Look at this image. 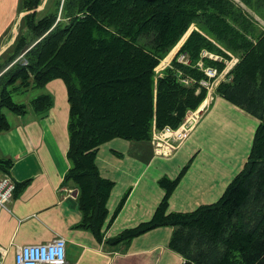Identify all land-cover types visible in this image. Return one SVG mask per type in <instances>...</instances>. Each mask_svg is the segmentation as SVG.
<instances>
[{
    "label": "trees",
    "instance_id": "16d2710c",
    "mask_svg": "<svg viewBox=\"0 0 264 264\" xmlns=\"http://www.w3.org/2000/svg\"><path fill=\"white\" fill-rule=\"evenodd\" d=\"M42 2L20 0V9L28 13L11 51L0 56V132L10 128L4 108L27 112V104L13 99L14 91L44 87L55 78L65 81L72 165L64 182L79 190L80 226L101 242L114 181L100 174L99 146L116 137L151 140L154 128H178L207 97V88L199 84L207 75L198 63L221 71L236 57L230 80L221 81L216 94L260 120L244 168L219 200L188 212L168 207L189 163L177 177L163 176L159 184L165 194L152 218L107 242L128 245L170 226L169 247L182 255L183 264H264V27L242 5L264 20V0H55L39 15ZM193 25L171 63L157 72ZM23 52L29 63H13ZM182 53L188 63L179 61ZM52 103V96L42 93L31 107L45 116ZM13 164L12 158L0 157V174L10 173Z\"/></svg>",
    "mask_w": 264,
    "mask_h": 264
},
{
    "label": "crops",
    "instance_id": "0c3cea01",
    "mask_svg": "<svg viewBox=\"0 0 264 264\" xmlns=\"http://www.w3.org/2000/svg\"><path fill=\"white\" fill-rule=\"evenodd\" d=\"M48 1L37 8L39 15ZM26 13L20 9V0H0V56L11 51ZM179 47L166 58L174 56ZM215 91H207L201 120L169 155L157 154L153 139L116 137L99 146L95 162L100 174L114 181L101 242L90 229L80 226L83 214L79 190L73 183L64 182L72 165L68 157L70 102L65 81L52 79L35 93L53 98L45 116L31 107L33 98L25 101L26 113H5L10 128L0 132V157H10L14 164L10 173L0 177L8 175L16 188L8 208L0 205V264H16L19 246L47 242L56 236L66 239V264H183L182 255L169 247L170 226L152 229L128 245H110L107 240L150 220L165 194L159 179L177 177L185 164L189 167L169 198L170 212L193 211L216 202L244 168L260 120ZM214 130H219L222 139L231 132L230 148L240 153L237 161L225 159L233 150L215 146L216 140L210 138ZM169 141L177 143L172 137ZM22 183L25 185L17 186ZM126 192L123 207L111 221Z\"/></svg>",
    "mask_w": 264,
    "mask_h": 264
},
{
    "label": "built area",
    "instance_id": "2783aa9c",
    "mask_svg": "<svg viewBox=\"0 0 264 264\" xmlns=\"http://www.w3.org/2000/svg\"><path fill=\"white\" fill-rule=\"evenodd\" d=\"M203 55L209 56L217 59L218 56L208 53L207 51ZM24 54H22L19 59H23ZM182 58V59H181ZM179 59L181 62L188 63V60L185 59V55H182ZM25 65L28 64V61L25 59ZM199 66L204 70L207 75V78H203L199 81L200 86L206 87L208 90L213 89L218 83L226 79L227 69L225 70V75L219 80H215L221 74V72H217V68L215 67H204L203 62L198 63ZM211 80H214L213 82ZM227 80H230L228 77ZM182 81L185 84H190L191 79L184 77ZM202 112L200 110H190L181 125L176 128L166 127L158 132H154L153 134V144L157 154L169 155L174 149L179 146V144L187 139L191 133V131L195 128L197 122L199 121ZM170 137L173 138L177 143H170ZM16 188L15 182L8 176L5 175L0 177V205L4 208H8V204L10 203L14 190ZM15 263L16 264H66L67 263V254H66V239L62 236H56L54 239L41 242V243H32V244H24L17 248L15 254Z\"/></svg>",
    "mask_w": 264,
    "mask_h": 264
},
{
    "label": "rangeland",
    "instance_id": "374dc122",
    "mask_svg": "<svg viewBox=\"0 0 264 264\" xmlns=\"http://www.w3.org/2000/svg\"><path fill=\"white\" fill-rule=\"evenodd\" d=\"M44 1V0H43ZM63 1L64 0H62V3H63ZM237 1H239V0H237ZM49 2V3H48ZM46 4H48V8H47V10H49V9H51L52 7H53V5H54V2H55V0H49ZM242 5L260 22V24L264 27V20L260 17V16H258L253 10H251L250 8H248L247 6H245L243 3H242ZM40 6H41V4L38 6V8L40 9ZM61 8H62V5H61ZM44 14V13H43ZM195 28V26L193 25L188 31H187V33L184 35V37L181 39V41L176 45V47H178L179 45H180V47H179V49L181 48V46L183 45V43H184V41L187 39V37L189 36V34H190V32H192V29H194ZM179 49L175 52V54H174V56H172L171 58L170 57H168V59H166V58H164V59H166L164 62H163V60L159 63V65L156 67V70H157V72H163V70L166 68V66L168 65V64H170L171 63V61H172V59L175 57V55L178 53V51H179ZM204 53L206 52V51H203ZM209 53V52H208ZM22 54H24V57H23V59H22V61L24 62V60L26 59L27 61H28V59L26 58V56H25V52H23V53H21L15 60H14V62L13 63H15V62H21V64H23V65H25L24 63H22V61H21V59H19V57L22 55ZM169 55V54H168ZM167 55V56H168ZM182 55H185V59H187V57H186V54H184V53H182L180 56H179V59L182 57ZM205 56V55H204ZM208 56V55H207ZM182 59V58H181ZM188 60V59H187ZM234 62H236L235 61V58L233 57L231 60H229V61H227V65H226V68H229L230 66H232V64L234 63ZM29 63V62H28ZM219 71V69L217 70V72ZM219 72H221V74H220V76L218 77V78H216V79H214L215 80V82H216V80H220L221 78H222V76L223 75H225V69H222L221 71H219ZM206 74V73H205ZM214 80H211L212 82L214 81ZM216 85V87L218 86L217 84H215ZM215 87V88H216ZM11 88V87H10ZM215 88H213L214 90H216ZM212 89V90H213ZM40 90V87H33V88H30L29 90H27V91H14L13 92V99L16 101V102H18V103H26L25 101H26V99H29V101H30V99H32V98H34V97H36V92H38ZM208 92H210V90H208ZM216 92V91H215ZM208 94V93H207ZM203 106V103L196 109V110H201V107ZM196 110H194V111H196ZM3 112L4 113H9L10 112V110L9 109H6V108H4L3 109ZM199 120H201V117H200V119ZM158 132V131H160V130H157V129H155L154 128V130H153V134H154V132ZM224 134H225V132H224ZM212 137H214V139L216 140V144H215V146L217 147V148H228L229 150H233L234 152H233V154L232 155H228V156H226L225 157V159L227 160V161H230V160H232V161H237L238 159H239V155H240V153L239 152H236V148H233V147H231L230 148V144H231V142L233 141V140H229V137H231V132L229 133V135H226L225 134V137L222 139V137H221V135L219 134V130H214V132H210V138H212ZM250 151V150H249ZM248 154H249V152H248ZM242 161H243V159H242ZM186 165V164H185ZM184 165V166H185ZM183 166V167H184Z\"/></svg>",
    "mask_w": 264,
    "mask_h": 264
},
{
    "label": "bare ground",
    "instance_id": "6f19581e",
    "mask_svg": "<svg viewBox=\"0 0 264 264\" xmlns=\"http://www.w3.org/2000/svg\"><path fill=\"white\" fill-rule=\"evenodd\" d=\"M166 59H168V58H166ZM165 61V60H164Z\"/></svg>",
    "mask_w": 264,
    "mask_h": 264
},
{
    "label": "water",
    "instance_id": "95a60500",
    "mask_svg": "<svg viewBox=\"0 0 264 264\" xmlns=\"http://www.w3.org/2000/svg\"><path fill=\"white\" fill-rule=\"evenodd\" d=\"M193 30V29H192ZM191 33V32H190ZM190 35V34H189Z\"/></svg>",
    "mask_w": 264,
    "mask_h": 264
}]
</instances>
